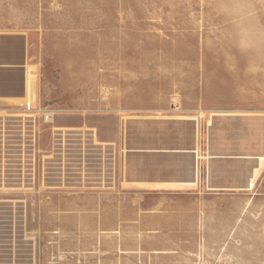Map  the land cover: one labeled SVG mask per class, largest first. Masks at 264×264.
Listing matches in <instances>:
<instances>
[{
    "label": "rangeland",
    "instance_id": "rangeland-1",
    "mask_svg": "<svg viewBox=\"0 0 264 264\" xmlns=\"http://www.w3.org/2000/svg\"><path fill=\"white\" fill-rule=\"evenodd\" d=\"M3 26L34 33L31 81L68 98L41 105L42 127L107 134L145 115L180 149L194 118L202 157L147 155V175L193 179L194 164L198 183L138 199L98 144L72 167L2 146L0 264H264V0H0Z\"/></svg>",
    "mask_w": 264,
    "mask_h": 264
},
{
    "label": "crops",
    "instance_id": "crops-1",
    "mask_svg": "<svg viewBox=\"0 0 264 264\" xmlns=\"http://www.w3.org/2000/svg\"><path fill=\"white\" fill-rule=\"evenodd\" d=\"M33 38L34 33L20 31L18 28L7 30L4 26L3 29L0 27V148L7 146L12 150L20 149L21 153L25 150L29 156L38 158L36 162L40 166H50L51 163H55L58 166L72 167L76 163L67 161V156L83 155L86 146L90 145L93 148L98 144L97 146L100 147L97 153L101 157H105L104 162L100 165L104 169L105 176L111 178L121 176L123 185L136 184L137 192L135 194L138 199L145 198L147 195L154 196L155 199L163 198V196L174 193V188L180 184L197 185L198 166L194 169V164L192 166L193 179L184 181L178 180L177 176H173L172 173L169 174V178H160L161 173L151 172L147 175L146 172L147 168H157L155 164L147 161V155L155 156L168 153L170 156H178L179 152L194 149L193 152L196 154L197 159L202 157L198 152L200 134L197 127L199 126H197V121L194 118L186 121V124L190 126L189 135H191L190 145L192 148L180 149L178 148L177 138L173 139L172 136L169 140V147L161 148L162 140L158 138L157 122L153 121V127L147 131L145 115H139L135 129H130V122H127L126 126H123L125 123L123 122L120 131L108 130L107 134L98 133L100 130L95 128L84 131L59 129L55 126V121L49 127L50 129L42 127V123L39 122L43 113L41 105L54 99L67 100L68 98L57 95L58 87H47L41 82L31 81L34 69L39 67L35 56ZM26 99L32 104L31 110H27L24 106ZM70 102L73 104V101ZM54 105L59 107L57 102ZM75 108L73 104V107L69 106L66 112L62 108L60 111L64 114H71L72 111L75 112ZM200 114L203 115V111H200ZM171 123H174V128L177 129L178 120L171 121ZM134 130L137 134L136 140L131 139ZM88 135L91 137H88ZM101 142L109 144L111 147L115 146L116 150L120 145L121 150L118 152L112 148L113 156L110 157V160H106L105 155L108 152L105 151L106 146ZM187 144H189V141ZM135 145L136 150L131 148ZM131 151L135 154H131ZM54 155L56 157L53 158ZM133 155L136 158L131 159ZM211 156L209 153L208 157ZM60 157L62 160L59 159ZM241 157L251 156L241 155ZM263 159L264 155L257 156L259 165ZM256 172L257 168L251 170L246 185L242 187L243 189H253ZM131 177H133L134 182L131 181ZM210 188L215 189L212 186ZM59 257L62 259L63 253Z\"/></svg>",
    "mask_w": 264,
    "mask_h": 264
},
{
    "label": "built area",
    "instance_id": "built-area-1",
    "mask_svg": "<svg viewBox=\"0 0 264 264\" xmlns=\"http://www.w3.org/2000/svg\"><path fill=\"white\" fill-rule=\"evenodd\" d=\"M24 106H25V108L27 109V110H31L32 109V105H31V103H30V101L28 100V99H26L25 100V102H24ZM49 111H51V109H48L47 111H43V113H42V119L43 120H45V121H48V118L50 117V115H49Z\"/></svg>",
    "mask_w": 264,
    "mask_h": 264
},
{
    "label": "bare ground",
    "instance_id": "bare-ground-1",
    "mask_svg": "<svg viewBox=\"0 0 264 264\" xmlns=\"http://www.w3.org/2000/svg\"><path fill=\"white\" fill-rule=\"evenodd\" d=\"M29 83H31V82H29ZM49 115H50V117L48 118V121L50 122V121H52V118L54 116L53 110L49 111Z\"/></svg>",
    "mask_w": 264,
    "mask_h": 264
}]
</instances>
